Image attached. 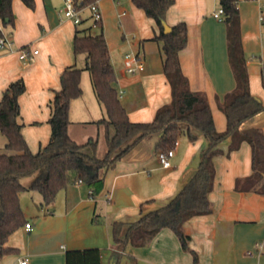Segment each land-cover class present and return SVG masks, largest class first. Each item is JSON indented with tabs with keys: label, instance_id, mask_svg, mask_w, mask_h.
Returning a JSON list of instances; mask_svg holds the SVG:
<instances>
[{
	"label": "crops",
	"instance_id": "0c3cea01",
	"mask_svg": "<svg viewBox=\"0 0 264 264\" xmlns=\"http://www.w3.org/2000/svg\"><path fill=\"white\" fill-rule=\"evenodd\" d=\"M33 1L34 7L29 9L20 0H12L13 26L0 23V36L12 42V51L0 50V97L11 82L23 80L18 122L29 150L36 153L50 137L47 121L51 100L60 89V74L68 66L80 67L82 95L70 103L67 134L80 145L95 140L94 149L86 145L82 151L101 159L107 152L105 127L95 122L103 118L104 111L87 83L85 58L79 63L73 54L75 30L92 28L89 12L84 11L81 23L74 25L62 16L63 0ZM98 8L100 31L115 75L113 87L117 93L123 92L120 103L130 122H149L171 101L162 71L161 43L151 40L158 28L131 0L128 10L124 0H100ZM218 9V0H174L165 13V24H186L187 43L178 53L181 71L189 88L206 98L215 130L223 132L226 118L220 106L234 89L235 80L227 58L225 24L212 16ZM237 9L249 91L264 105V23L260 20L264 0H239ZM110 15L118 24L116 31H108ZM25 46L37 50L30 63L20 61L16 53ZM130 50L143 54L144 71L138 75H127L122 69V56ZM240 128H259L264 135V111ZM182 130L169 167L163 168L157 159L159 134H154L105 171L103 189L95 197L83 182L76 181L59 191L46 207L37 192H22L19 204L31 230L22 226L9 236L5 246L16 252L1 256L0 264H19L24 259L26 264H64L66 251L89 248L98 249L100 264H193L192 256L181 249L168 228L161 229L145 247L128 243L117 249L111 237L113 222H135L140 205L144 211L165 205L194 174L208 143L195 131L196 139L189 141ZM229 143L230 139L223 140L213 158L215 176L208 194L211 213L187 220L182 235L197 256L196 264H264V195L234 190L236 180L251 175V151L243 142L227 155ZM27 179V184L22 183L25 187L31 182Z\"/></svg>",
	"mask_w": 264,
	"mask_h": 264
},
{
	"label": "trees",
	"instance_id": "16d2710c",
	"mask_svg": "<svg viewBox=\"0 0 264 264\" xmlns=\"http://www.w3.org/2000/svg\"><path fill=\"white\" fill-rule=\"evenodd\" d=\"M12 0H0V23L13 26ZM33 9V0H20ZM92 0H84L89 3ZM239 0H218L222 9V22L226 27L227 58L235 80L234 89L220 106L226 118V128L217 132L212 115L203 94L189 88L183 75L178 53L187 43V27L179 22L163 32L165 13L174 0H131L132 4L151 18L158 34L151 40L161 43L163 54L162 71L171 91L169 104L159 108L149 122H130L118 94L113 87L114 71L102 32L91 34L90 28L76 29L73 37V54L84 55L85 67L97 103L104 111L103 118L96 121L105 127L107 152L101 159L82 151L86 145L95 148V140L89 139L80 145L67 134L69 106L72 100L82 95L80 86L82 70L74 65L64 68L60 74V89L54 93L50 103V137L46 146L32 153L22 134L18 122V98L25 91L22 79L11 82L0 97V134L5 138L0 151V257L15 253L5 246L9 236L24 226L26 219L19 204V195L24 191L37 192L41 205L49 206L59 191L76 180H81L90 190L91 197L103 189L106 170L126 155L141 140L159 134L155 148L158 151L173 150L182 130L189 141H194V131L203 136L208 146L202 151L194 174L165 205L144 211L139 208L135 222H113L111 237L117 249L128 243L134 247H145L163 228L170 229L177 237L181 249L197 256L182 235V225L193 216L207 215L212 211L208 194L213 188L215 169L213 158L219 153L217 146L230 139L227 155L236 151L241 143L249 145L251 151V175L235 181L234 190L264 195V135L259 128L242 130L241 125L264 111L249 91L245 56L239 36ZM264 23V9L261 11ZM100 25V23L98 24ZM264 88V74L261 75ZM30 178L27 187L22 180ZM149 201H146L148 203ZM64 264H100L98 249L68 250Z\"/></svg>",
	"mask_w": 264,
	"mask_h": 264
},
{
	"label": "built area",
	"instance_id": "2783aa9c",
	"mask_svg": "<svg viewBox=\"0 0 264 264\" xmlns=\"http://www.w3.org/2000/svg\"><path fill=\"white\" fill-rule=\"evenodd\" d=\"M100 0H92L89 3H84V0H63L62 16L64 19L71 21L74 25H79L82 21V15L84 11L89 12V19L92 22V26L98 24L101 21V14L98 8ZM222 9L219 8L212 16L218 21H222ZM262 21V17L260 16ZM11 40L0 36V50L12 51ZM17 56L20 61L24 63H30L33 61L34 56L37 54V50L32 49L30 46H25L17 50ZM122 69L127 75H138L144 71L143 54L140 50L127 51L122 56ZM118 97L123 94L122 91H118ZM173 155V150L159 151L157 153V159L163 168H167L170 165V158ZM76 183H82L81 180H76ZM89 195L91 190L88 189ZM24 229L26 231L31 230L29 223H25ZM19 264H26V260L19 261Z\"/></svg>",
	"mask_w": 264,
	"mask_h": 264
},
{
	"label": "rangeland",
	"instance_id": "374dc122",
	"mask_svg": "<svg viewBox=\"0 0 264 264\" xmlns=\"http://www.w3.org/2000/svg\"><path fill=\"white\" fill-rule=\"evenodd\" d=\"M124 2H125V8L128 10V8H127V4H128V0H124ZM91 25H92V22H91ZM117 27H118V24L115 22V21H113V16H109V18H108V20H107V28H108V31H116L117 30ZM91 34H96V33H99L100 32V26L98 25V26H96V25H94V26H92V28H90V31H89ZM137 36V35H136ZM130 40V39H129ZM128 40V41H129ZM131 41V40H130ZM78 56V60H79V63H81L82 62V60L81 59H83V55L81 54H79V55H77ZM78 67V66H77ZM78 68H80V67H78ZM82 73V72H81ZM86 75H87V73H86ZM87 83H90L89 82V78H88V75H87ZM82 85V83H81V79H80V86ZM82 89V88H81ZM4 143H5V138L0 134V151L2 152L3 151V146H4ZM28 180L29 179H27V178H25V179H23V181H22V183H24V184H27V182H28ZM23 197H26L25 198V200L26 201H30V197L29 196H27L26 194H23ZM24 199V198H23ZM24 200V201H25ZM113 259L114 260H118V258H116V257H113ZM122 262H125V260L123 259L122 260Z\"/></svg>",
	"mask_w": 264,
	"mask_h": 264
},
{
	"label": "water",
	"instance_id": "95a60500",
	"mask_svg": "<svg viewBox=\"0 0 264 264\" xmlns=\"http://www.w3.org/2000/svg\"><path fill=\"white\" fill-rule=\"evenodd\" d=\"M169 31H170V27L167 26V25L164 23V25H163V32H164V33H168Z\"/></svg>",
	"mask_w": 264,
	"mask_h": 264
}]
</instances>
